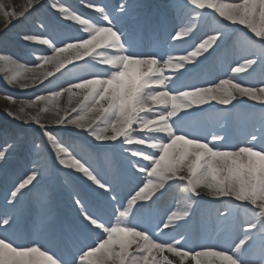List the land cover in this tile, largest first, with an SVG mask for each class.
Returning a JSON list of instances; mask_svg holds the SVG:
<instances>
[{"label": "snow or ice", "instance_id": "obj_1", "mask_svg": "<svg viewBox=\"0 0 264 264\" xmlns=\"http://www.w3.org/2000/svg\"><path fill=\"white\" fill-rule=\"evenodd\" d=\"M83 2L91 15L49 0L47 21L18 33L26 63L0 51L6 82L45 105L3 110L19 124L0 129V168L15 156L22 175L0 207V264H264V0H171L152 15ZM43 7L0 14L7 28ZM45 152L67 178L65 219L33 160ZM109 156L111 171L92 162ZM202 204L217 205L214 226L197 221Z\"/></svg>", "mask_w": 264, "mask_h": 264}, {"label": "rangeland", "instance_id": "obj_2", "mask_svg": "<svg viewBox=\"0 0 264 264\" xmlns=\"http://www.w3.org/2000/svg\"><path fill=\"white\" fill-rule=\"evenodd\" d=\"M153 1H161L164 2V4L171 3V0H143L142 9L147 8L149 5H151ZM0 2H2L9 10L14 8L17 12L22 11L26 5V0H0ZM48 2L49 0H45V7L39 9L37 12L32 13L26 22L16 23L13 20L12 24L8 25L7 28V20L2 14H0V51H3L4 54L12 55L13 60H17L21 64L27 62L25 59L20 58L24 55L25 49L24 45L20 42L18 38V33H20L24 29L35 30L39 23L47 21L48 17L51 15V12L47 7ZM62 2L70 6L72 9L83 12L85 16H89L92 13V10L86 9L84 7L83 0H62ZM120 2L121 0H116L117 4ZM142 9H140L139 11H142ZM175 54L178 55L179 53ZM230 59L231 50L229 48V51L227 53H222L219 56L217 62H225ZM3 67V62H0V129H7L9 126L18 125L19 121H12L9 117L4 114L3 110L19 112L21 107H23L26 113L36 114L40 111V108L44 107L45 105L43 103H38L35 107H28L25 102L34 99V94H41V90L39 88L34 89L31 87L28 89H21L19 85L15 83L9 85L4 79L5 72L3 70ZM209 67H211V65H209ZM9 95H11L13 99L9 100ZM63 102L64 101L62 98L61 104H63ZM246 104L247 109H244L245 112H247L248 109H255L257 113L259 112V105L256 102L246 101ZM40 116L41 121L47 124L49 123L50 118L54 116V113H40ZM27 134L30 138L35 137L37 143H39V132L35 129L34 126L31 129H27ZM73 139L74 143H81L79 138ZM2 142L3 138H0V143ZM89 151L94 154L95 149L89 147ZM16 160L17 158L13 156L12 158H10V163L8 165H5L3 168H0V185L3 188V190H0L3 192H5L6 186H10L12 180H16L19 178L20 175H22L18 168ZM33 160L36 164L45 169V177L43 179V182L46 185L51 186L54 190L53 209L55 214L58 217H62V219L67 218L70 215V209L66 204L65 191L61 187V185L67 179L65 173L60 172L50 166V157L47 152L40 156H34ZM92 162L97 167H100L101 164H103L105 168L109 171L119 166V159L117 156H109L108 158L102 159L101 161H97L93 158ZM9 168L10 170L7 172ZM76 186L79 187L81 191L87 189V185H84L82 181ZM170 201L171 197L167 199V202ZM177 201L178 203H183L182 198L179 196V194H177ZM3 204L4 200L2 202L0 201V207H2ZM215 207H217V205L202 204L201 207L197 209V221H199L200 218L203 216L206 220H208L210 226H214ZM23 210H25V212L24 214L22 212V217L25 221L26 216H28L27 214H29L28 210H33L37 214L38 206L32 198L26 195V197L24 198V203L21 205V211ZM173 210H175V208Z\"/></svg>", "mask_w": 264, "mask_h": 264}, {"label": "bare ground", "instance_id": "obj_3", "mask_svg": "<svg viewBox=\"0 0 264 264\" xmlns=\"http://www.w3.org/2000/svg\"><path fill=\"white\" fill-rule=\"evenodd\" d=\"M130 3L135 4L137 7H140V2H138L137 0H130Z\"/></svg>", "mask_w": 264, "mask_h": 264}]
</instances>
